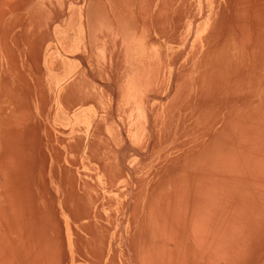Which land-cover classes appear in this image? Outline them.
<instances>
[{"label":"rangeland","instance_id":"obj_1","mask_svg":"<svg viewBox=\"0 0 264 264\" xmlns=\"http://www.w3.org/2000/svg\"><path fill=\"white\" fill-rule=\"evenodd\" d=\"M47 2L0 0V264H264V0H151L150 88L127 119L143 152L48 195L16 161Z\"/></svg>","mask_w":264,"mask_h":264},{"label":"crops","instance_id":"obj_2","mask_svg":"<svg viewBox=\"0 0 264 264\" xmlns=\"http://www.w3.org/2000/svg\"><path fill=\"white\" fill-rule=\"evenodd\" d=\"M150 2L61 0L52 5L48 0L45 5L54 13L62 8L47 24L37 67V129L31 131L32 145L16 151V161L31 164L47 195L56 184L78 180L74 171H117L122 179L140 154L143 141L136 148L127 130L128 101L139 98L135 91L150 88L143 83L152 57ZM140 98L145 103L150 96ZM29 152L37 155L32 163L23 159Z\"/></svg>","mask_w":264,"mask_h":264},{"label":"bare ground","instance_id":"obj_3","mask_svg":"<svg viewBox=\"0 0 264 264\" xmlns=\"http://www.w3.org/2000/svg\"><path fill=\"white\" fill-rule=\"evenodd\" d=\"M8 3H9V1H8ZM52 5H53V3H52ZM9 9H10V8H9ZM139 18H140V17H139ZM140 20L142 21V19H140ZM223 24H224V23H223ZM142 25H143V24H142ZM31 48H32V47L29 48V51H28V52H31V53H32L33 51H30ZM33 48H34V46H33ZM32 50H33V49H32ZM7 58H8V57H7ZM10 58H11V57H10ZM8 59H9V58H8ZM30 59L33 60L32 57H31ZM9 60L11 61V59H9ZM33 62H34V63H33ZM33 62H32V64L34 65V67H35V66L37 67V65H35V64H36V61H33ZM31 69H32V68H31ZM17 71H18V70H17ZM17 71H16V72H17ZM36 71H37V70H36ZM34 73H35V72H34ZM18 74H20V73H18ZM19 77H20V76H19ZM21 78H22V76H21ZM27 84H28V83H27ZM13 111H14V109H13ZM19 124H20V123H19ZM19 124H18V125H19ZM20 125H22V124H20ZM22 127H23V126H22ZM17 128H18V126H17ZM21 129H22V128H21ZM13 130H14V129H13ZM8 132H9V131H8ZM21 132H22V131H21ZM22 133H23V132H22ZM14 134H16V133H14ZM18 134H19V132H18ZM18 134H17V135H18ZM17 135H14V136L17 137ZM11 136H12V135H11ZM13 141H14V140H13ZM10 142H11V141H10ZM29 143H30V142H29ZM14 144H16V143H14ZM31 145H32V144H31ZM13 150H14V149H13ZM13 150H12V151H13ZM1 166H2V165H1ZM161 260H162V259H161ZM161 260H160V261H161ZM159 264H160V263H159Z\"/></svg>","mask_w":264,"mask_h":264}]
</instances>
